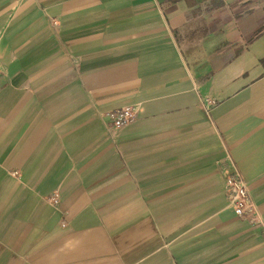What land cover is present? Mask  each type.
Instances as JSON below:
<instances>
[{
    "label": "crops",
    "instance_id": "0c3cea01",
    "mask_svg": "<svg viewBox=\"0 0 264 264\" xmlns=\"http://www.w3.org/2000/svg\"><path fill=\"white\" fill-rule=\"evenodd\" d=\"M0 264H264V0H0Z\"/></svg>",
    "mask_w": 264,
    "mask_h": 264
},
{
    "label": "built area",
    "instance_id": "2783aa9c",
    "mask_svg": "<svg viewBox=\"0 0 264 264\" xmlns=\"http://www.w3.org/2000/svg\"><path fill=\"white\" fill-rule=\"evenodd\" d=\"M213 104V100H204L203 107L207 114ZM137 110V106L131 105L107 112L108 128L119 131L129 125L134 121ZM224 192L228 205L233 209L236 216L245 218L251 224L259 223L256 206L250 196L247 184L235 168L225 178Z\"/></svg>",
    "mask_w": 264,
    "mask_h": 264
}]
</instances>
